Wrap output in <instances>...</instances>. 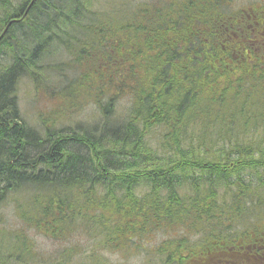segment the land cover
<instances>
[{
	"label": "trees",
	"instance_id": "1",
	"mask_svg": "<svg viewBox=\"0 0 264 264\" xmlns=\"http://www.w3.org/2000/svg\"><path fill=\"white\" fill-rule=\"evenodd\" d=\"M126 1L112 22L95 0H0V205L13 196L19 221L0 228L14 243L1 264L37 255L29 231L58 242L87 232L113 251L165 233L148 249L155 264H222L218 253L264 264V58L234 35L249 7ZM26 76L93 102L97 120L60 123L53 109L41 130L26 124ZM66 248L53 264L71 262L77 247Z\"/></svg>",
	"mask_w": 264,
	"mask_h": 264
},
{
	"label": "rangeland",
	"instance_id": "2",
	"mask_svg": "<svg viewBox=\"0 0 264 264\" xmlns=\"http://www.w3.org/2000/svg\"><path fill=\"white\" fill-rule=\"evenodd\" d=\"M95 2L96 5L99 4L100 10L105 13L112 22L121 20L122 15L129 9L126 0H95ZM133 2L138 3L140 0H135ZM253 2L254 0H231L227 7L228 10L241 9L250 6ZM49 48H51V46H49L48 49ZM58 53L63 54L64 48L60 47ZM65 56L63 58L61 57L62 59L60 60L66 59ZM49 58L50 57H46L42 61H39V64L43 66L40 71H45L44 64L48 63ZM67 75L68 72L65 69L62 75H60V77L63 78L62 84L67 81ZM50 84L51 83H48L47 86ZM55 86L56 85L52 84L50 88L54 89ZM51 92L55 93L50 95ZM57 92L56 89L53 91L38 90L27 76L20 80L17 87V96L19 109L24 122L41 130L40 122H42L43 118L53 115V109L58 110L55 111L57 114H55V116L53 115V118H56L57 122L60 123H93L97 120V108L93 102H89L85 105L76 102L81 95L74 98L73 101L66 102L60 99L62 97L58 98L59 95ZM128 103L129 100L127 95L118 102L113 112L115 119L119 121L124 119ZM254 109L257 113L264 111V103H255ZM13 199L14 197L11 196L5 203L0 205V228L4 229L6 227L7 229L16 231L15 229L18 228L19 221L15 215ZM153 234L155 235L146 243L141 241L137 250L128 248L124 249V251H113L103 248L101 245H97L96 241L91 239L87 232H81L79 234L75 232L70 241L58 242L44 237L40 232L29 231L28 236L38 251L37 255L29 260H23L21 258L15 260L13 257L14 262H10L9 264H53L56 260V258H52L53 254L62 251L64 246H68L69 248L77 247L74 256L71 258V262H68V264H155V256L149 252L148 249L152 243L156 244V242L165 238L167 234ZM0 245L3 246L0 247V264L8 263V252L12 251L10 247L14 245V243L4 234L2 241H0ZM93 247L94 249H92Z\"/></svg>",
	"mask_w": 264,
	"mask_h": 264
},
{
	"label": "flooded vegetation",
	"instance_id": "3",
	"mask_svg": "<svg viewBox=\"0 0 264 264\" xmlns=\"http://www.w3.org/2000/svg\"><path fill=\"white\" fill-rule=\"evenodd\" d=\"M236 37L240 38L248 31L249 48H252L254 59L264 58V0H254L249 6L247 18L235 21Z\"/></svg>",
	"mask_w": 264,
	"mask_h": 264
},
{
	"label": "bare ground",
	"instance_id": "4",
	"mask_svg": "<svg viewBox=\"0 0 264 264\" xmlns=\"http://www.w3.org/2000/svg\"><path fill=\"white\" fill-rule=\"evenodd\" d=\"M25 10V9H24ZM28 14V13H27ZM26 17V16H25ZM103 23V22H102ZM165 30V29H164ZM62 33V32H61ZM95 33V32H94ZM105 35V34H104ZM86 43V42H85ZM63 62V61H62ZM165 63V62H164ZM65 78V77H64ZM252 88V87H251ZM247 99V98H246ZM247 124V123H246ZM30 125V124H29ZM26 127V126H25ZM161 129V128H160ZM164 132V131H163ZM43 134V133H42ZM162 134V133H161ZM192 144V143H191ZM208 146V145H207ZM17 157V156H16ZM14 165V164H13ZM158 191V190H157ZM13 192V191H12ZM58 199V198H57ZM179 221V220H178ZM3 227V226H2ZM95 240V239H94ZM160 251V250H159ZM17 259V258H16ZM15 259V260H16Z\"/></svg>",
	"mask_w": 264,
	"mask_h": 264
}]
</instances>
